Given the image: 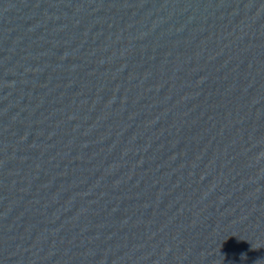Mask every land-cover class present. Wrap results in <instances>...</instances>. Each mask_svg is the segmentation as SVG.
I'll return each mask as SVG.
<instances>
[{
  "label": "water",
  "instance_id": "obj_1",
  "mask_svg": "<svg viewBox=\"0 0 264 264\" xmlns=\"http://www.w3.org/2000/svg\"><path fill=\"white\" fill-rule=\"evenodd\" d=\"M0 264H264V0H0Z\"/></svg>",
  "mask_w": 264,
  "mask_h": 264
}]
</instances>
